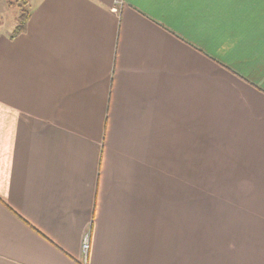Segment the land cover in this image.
Segmentation results:
<instances>
[{
    "label": "crops",
    "instance_id": "0c3cea01",
    "mask_svg": "<svg viewBox=\"0 0 264 264\" xmlns=\"http://www.w3.org/2000/svg\"><path fill=\"white\" fill-rule=\"evenodd\" d=\"M26 8L0 30V264H264V3Z\"/></svg>",
    "mask_w": 264,
    "mask_h": 264
},
{
    "label": "rangeland",
    "instance_id": "374dc122",
    "mask_svg": "<svg viewBox=\"0 0 264 264\" xmlns=\"http://www.w3.org/2000/svg\"><path fill=\"white\" fill-rule=\"evenodd\" d=\"M18 10V4L14 3L12 0L0 1V13L2 14L0 15V30L11 29L12 24L16 20L14 16L19 14ZM213 184L216 183L213 181H205L204 187H213Z\"/></svg>",
    "mask_w": 264,
    "mask_h": 264
},
{
    "label": "trees",
    "instance_id": "16d2710c",
    "mask_svg": "<svg viewBox=\"0 0 264 264\" xmlns=\"http://www.w3.org/2000/svg\"><path fill=\"white\" fill-rule=\"evenodd\" d=\"M14 3L18 4L19 9L21 10V15L19 18V25L15 29L13 33V37H17L27 30V25L30 20V13L26 9L27 0H12Z\"/></svg>",
    "mask_w": 264,
    "mask_h": 264
},
{
    "label": "built area",
    "instance_id": "2783aa9c",
    "mask_svg": "<svg viewBox=\"0 0 264 264\" xmlns=\"http://www.w3.org/2000/svg\"><path fill=\"white\" fill-rule=\"evenodd\" d=\"M90 249H91V238H90V234H87L84 237V240L82 243V252L84 254L85 261H87Z\"/></svg>",
    "mask_w": 264,
    "mask_h": 264
},
{
    "label": "snow or ice",
    "instance_id": "6c2138e0",
    "mask_svg": "<svg viewBox=\"0 0 264 264\" xmlns=\"http://www.w3.org/2000/svg\"><path fill=\"white\" fill-rule=\"evenodd\" d=\"M169 2H180V3H185V4H200V3L209 2V0H169ZM231 2L243 3V2H246V0H231ZM261 2L264 3V0H261Z\"/></svg>",
    "mask_w": 264,
    "mask_h": 264
}]
</instances>
